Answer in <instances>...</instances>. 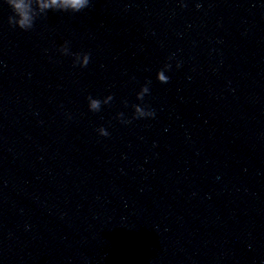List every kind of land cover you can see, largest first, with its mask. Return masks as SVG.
Listing matches in <instances>:
<instances>
[{
    "label": "clouds",
    "instance_id": "clouds-1",
    "mask_svg": "<svg viewBox=\"0 0 264 264\" xmlns=\"http://www.w3.org/2000/svg\"><path fill=\"white\" fill-rule=\"evenodd\" d=\"M4 2L11 8L12 15L8 17V24L12 27H18L23 31H29L34 27L36 19L42 15H45L49 10L52 11H71L80 12L83 9L89 7L90 0H4ZM199 7V5L197 6ZM60 51L64 55H73V66L77 64L80 67H86L90 60L88 53H70L68 43L60 48ZM180 64H177L179 67ZM171 65L165 64L164 67L157 72V80L160 83H168L169 77L165 75L167 70H170ZM151 81H147L141 86L140 91L136 94L137 99L140 101L144 100V97L150 93ZM89 110L92 112H98L101 110L102 104H109L113 100V96L109 95L103 100L93 98L91 95L87 97ZM127 105V101L124 102ZM133 114L131 119H125L124 113H118L117 118L122 123H131L132 120L141 118H150L155 116V111L142 106L141 104H133ZM100 136H108L109 132L104 128L100 127L97 129Z\"/></svg>",
    "mask_w": 264,
    "mask_h": 264
}]
</instances>
